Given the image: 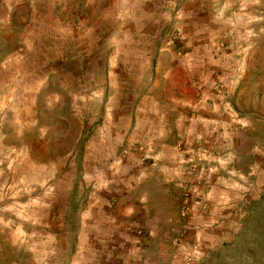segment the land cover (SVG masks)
Wrapping results in <instances>:
<instances>
[{
	"label": "rangeland",
	"instance_id": "obj_1",
	"mask_svg": "<svg viewBox=\"0 0 264 264\" xmlns=\"http://www.w3.org/2000/svg\"><path fill=\"white\" fill-rule=\"evenodd\" d=\"M0 264H264V0H0Z\"/></svg>",
	"mask_w": 264,
	"mask_h": 264
}]
</instances>
